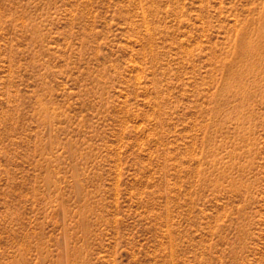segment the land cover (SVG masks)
I'll use <instances>...</instances> for the list:
<instances>
[{
  "label": "rangeland",
  "instance_id": "rangeland-1",
  "mask_svg": "<svg viewBox=\"0 0 264 264\" xmlns=\"http://www.w3.org/2000/svg\"><path fill=\"white\" fill-rule=\"evenodd\" d=\"M0 264H264V0H0Z\"/></svg>",
  "mask_w": 264,
  "mask_h": 264
}]
</instances>
